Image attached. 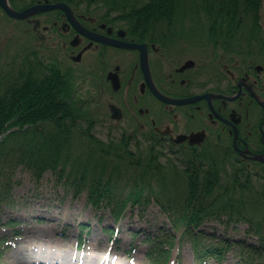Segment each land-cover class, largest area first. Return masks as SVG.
Here are the masks:
<instances>
[{
  "label": "trees",
  "instance_id": "trees-1",
  "mask_svg": "<svg viewBox=\"0 0 264 264\" xmlns=\"http://www.w3.org/2000/svg\"><path fill=\"white\" fill-rule=\"evenodd\" d=\"M38 1L46 0H30ZM49 1L68 3L82 18L122 20L130 35L153 40L167 33L171 18L203 24V12L216 44H236L240 54H248V45L255 44L254 55L245 59L263 61V0ZM42 71L40 61L27 57L15 73L0 78V227L6 206L14 203L23 167L36 181L51 171L68 192L76 197L86 193L89 204L110 210L116 219L129 206L156 204L173 229L182 228L181 239L191 241L196 259L223 261L237 249L236 264H264V164L250 166L224 141L203 149L190 147L177 163L162 160V141L154 131L143 138L124 133L104 140L93 131L89 113L72 100L66 76ZM209 221L247 223V235L257 243L209 234L202 229ZM149 240L154 245L148 252L150 262L167 263L176 239L167 237L163 244ZM4 247L0 242V259Z\"/></svg>",
  "mask_w": 264,
  "mask_h": 264
},
{
  "label": "flooded vegetation",
  "instance_id": "flooded-vegetation-1",
  "mask_svg": "<svg viewBox=\"0 0 264 264\" xmlns=\"http://www.w3.org/2000/svg\"><path fill=\"white\" fill-rule=\"evenodd\" d=\"M56 14L44 24L39 21L41 55L57 71L73 76L75 96L83 107L93 109L92 105L103 102L112 117L111 105H116L131 125L154 129L168 146L201 147L210 137H234L230 123L234 114L242 117L237 124L241 147L264 152V107L256 98L264 100V66L245 59L254 55V44L248 45V54H240L233 43L227 48L214 44L191 27L189 18L171 19L167 33L157 40L130 35L122 26L124 21L79 18L90 32L119 42L105 43L82 32L63 11ZM122 42L142 46H122ZM144 67L149 68L150 81ZM152 84L171 99L198 98L187 104L166 103L155 95ZM150 100L158 101L163 109H153L158 106L153 107ZM257 110L261 116L253 122ZM202 132L206 133L203 144L191 145L189 138L175 141L181 135Z\"/></svg>",
  "mask_w": 264,
  "mask_h": 264
},
{
  "label": "rangeland",
  "instance_id": "rangeland-1",
  "mask_svg": "<svg viewBox=\"0 0 264 264\" xmlns=\"http://www.w3.org/2000/svg\"><path fill=\"white\" fill-rule=\"evenodd\" d=\"M51 18H54L53 14H41L31 24L29 21H13L0 9V78L15 73L24 58L31 56L30 59L36 61L42 56L40 39L33 37L30 26L36 21L44 24ZM262 25L264 28V0ZM257 64L264 66V59ZM65 65L71 66L68 62ZM150 102L153 107L158 106L153 109H163L158 101ZM92 108L97 119L95 131L101 138L120 137L133 130L128 117L120 122L111 119L105 103L99 102ZM259 116L257 111L253 121L256 122ZM180 155L165 149L162 158L166 162L171 156ZM18 177L22 184L16 187L15 203L9 206L6 216V220L11 218L14 222L0 228V240L9 239L0 264H151L148 252L153 245L147 237L154 236L156 242L163 244L166 235L174 233L169 218L154 203L148 207L129 206L122 218L116 219L110 210H97L88 205L85 194L76 197L69 193L52 172L35 181L28 171L21 169ZM80 225L88 226L89 231ZM202 227L208 232L237 237L248 243L256 242L255 238L246 235L247 224L229 227L210 221ZM113 229L118 231L114 235ZM50 237L53 241L48 240ZM77 244L82 247L79 251L76 250ZM52 255L58 257L51 263L48 258ZM172 255L169 264H235L239 251H231L222 262L213 257L196 262L192 245L184 241L181 247L179 244L172 246Z\"/></svg>",
  "mask_w": 264,
  "mask_h": 264
},
{
  "label": "water",
  "instance_id": "water-1",
  "mask_svg": "<svg viewBox=\"0 0 264 264\" xmlns=\"http://www.w3.org/2000/svg\"><path fill=\"white\" fill-rule=\"evenodd\" d=\"M0 5L5 9V11L8 13V15H10L11 17L16 18V19L26 18V17L32 16V15H35V14H38V13H41V12H45V11H49V10H53V9H63L65 11V14L73 21V23H75V25L77 27H79V29L82 32L89 33L91 35V37H93V39H97V40L104 41V42H107V43H110V41H111L108 38L101 37L99 35L93 34V33L89 32V31L83 29L82 26L80 27L78 25V23H77L76 17L74 16L71 7L68 4L64 3V2L39 3V4L33 5L31 7H28V8H26L23 11L14 10L12 8V6L10 5L9 0H0ZM111 43H119V42H112L111 41ZM120 45H122V46H129V45H131V46H139L136 43H126V42H122ZM144 68H145V70H147L146 67H144ZM155 92H156V94H157V96L159 98H161L162 100L167 101L169 103L173 102V103L181 104V103H188V102H191V101H194L195 99H197V97H196V98L184 99V100H171V98H167V97L163 96L158 91L155 90ZM113 111H114V114H113L114 118H121L120 113H118V111L116 109H114ZM238 121H239V119L235 120V122H238ZM234 127H235V130H236V139H237V137H238V129H237V127L235 125H234ZM182 137L183 138H179L177 141L181 142L182 140H185L187 136H182ZM202 140H203V137L199 138V134H192L190 136L191 144H194V143H197V142H201ZM251 157H252V159H256V160H260V161L264 162V155H254V156H251Z\"/></svg>",
  "mask_w": 264,
  "mask_h": 264
},
{
  "label": "bare ground",
  "instance_id": "bare-ground-1",
  "mask_svg": "<svg viewBox=\"0 0 264 264\" xmlns=\"http://www.w3.org/2000/svg\"><path fill=\"white\" fill-rule=\"evenodd\" d=\"M48 240L53 241L51 237Z\"/></svg>",
  "mask_w": 264,
  "mask_h": 264
}]
</instances>
